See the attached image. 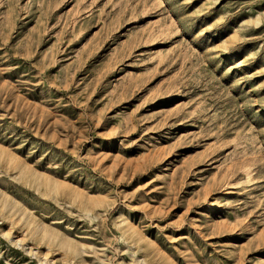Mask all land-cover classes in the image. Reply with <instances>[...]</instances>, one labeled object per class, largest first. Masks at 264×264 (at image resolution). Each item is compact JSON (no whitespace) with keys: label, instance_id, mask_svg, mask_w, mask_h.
<instances>
[{"label":"rangeland","instance_id":"obj_1","mask_svg":"<svg viewBox=\"0 0 264 264\" xmlns=\"http://www.w3.org/2000/svg\"><path fill=\"white\" fill-rule=\"evenodd\" d=\"M0 264H264V0H0Z\"/></svg>","mask_w":264,"mask_h":264}]
</instances>
